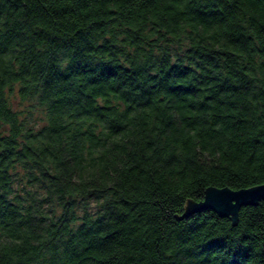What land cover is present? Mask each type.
<instances>
[{
	"label": "trees",
	"instance_id": "obj_1",
	"mask_svg": "<svg viewBox=\"0 0 264 264\" xmlns=\"http://www.w3.org/2000/svg\"><path fill=\"white\" fill-rule=\"evenodd\" d=\"M260 182L264 0H0V264H264V197L174 214Z\"/></svg>",
	"mask_w": 264,
	"mask_h": 264
},
{
	"label": "water",
	"instance_id": "obj_2",
	"mask_svg": "<svg viewBox=\"0 0 264 264\" xmlns=\"http://www.w3.org/2000/svg\"><path fill=\"white\" fill-rule=\"evenodd\" d=\"M263 197L264 182L237 188L229 185H208L205 188V195L202 199L187 198L184 203L183 212L180 214L174 212V214L177 217H181L193 210L211 207L217 210L219 214L231 215L232 223H234L238 219L239 209L242 205L256 203Z\"/></svg>",
	"mask_w": 264,
	"mask_h": 264
},
{
	"label": "rangeland",
	"instance_id": "obj_3",
	"mask_svg": "<svg viewBox=\"0 0 264 264\" xmlns=\"http://www.w3.org/2000/svg\"><path fill=\"white\" fill-rule=\"evenodd\" d=\"M10 98L12 101V105L21 110L23 115L27 114V119L30 124H35L36 126L42 124L44 122V113L41 108L34 107L32 110L29 109V102L27 100H21L19 95L16 92L10 93ZM25 184V180L22 178L21 180L18 176L15 179V185L17 188L21 190L23 185Z\"/></svg>",
	"mask_w": 264,
	"mask_h": 264
}]
</instances>
